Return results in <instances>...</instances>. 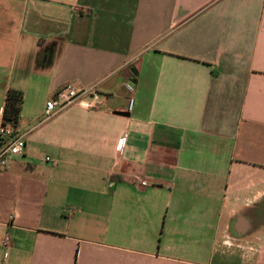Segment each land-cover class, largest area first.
Segmentation results:
<instances>
[{
    "label": "crops",
    "instance_id": "crops-1",
    "mask_svg": "<svg viewBox=\"0 0 264 264\" xmlns=\"http://www.w3.org/2000/svg\"><path fill=\"white\" fill-rule=\"evenodd\" d=\"M10 89L0 264H264V0H0Z\"/></svg>",
    "mask_w": 264,
    "mask_h": 264
},
{
    "label": "built area",
    "instance_id": "built-area-1",
    "mask_svg": "<svg viewBox=\"0 0 264 264\" xmlns=\"http://www.w3.org/2000/svg\"><path fill=\"white\" fill-rule=\"evenodd\" d=\"M126 89L129 92L134 90V86L127 82L125 84ZM97 90L94 87H77L72 83H68L58 89L55 96L47 101L46 116L51 117L56 112L61 111L75 103H78L79 99L86 95H95ZM134 106V98L129 100V110ZM25 134L18 131L17 127H14L11 123L2 122L0 126V166L6 167L11 157L22 155L26 146ZM124 140L119 144L123 146ZM47 161H51L50 157L45 158ZM53 161V160H52ZM55 163V161H53ZM141 185H147L146 180L136 177ZM13 216H10L12 219ZM2 244L7 247L10 245V238L6 236L2 241Z\"/></svg>",
    "mask_w": 264,
    "mask_h": 264
},
{
    "label": "trees",
    "instance_id": "trees-1",
    "mask_svg": "<svg viewBox=\"0 0 264 264\" xmlns=\"http://www.w3.org/2000/svg\"><path fill=\"white\" fill-rule=\"evenodd\" d=\"M23 102L24 95L22 91L16 89L8 91L3 113V121L5 123H11L14 127L18 126Z\"/></svg>",
    "mask_w": 264,
    "mask_h": 264
}]
</instances>
